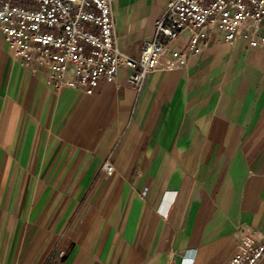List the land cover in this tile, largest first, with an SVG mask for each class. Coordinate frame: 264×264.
Returning a JSON list of instances; mask_svg holds the SVG:
<instances>
[{
    "label": "crops",
    "instance_id": "1",
    "mask_svg": "<svg viewBox=\"0 0 264 264\" xmlns=\"http://www.w3.org/2000/svg\"><path fill=\"white\" fill-rule=\"evenodd\" d=\"M168 1L112 0L121 52L141 57ZM169 53L140 90L123 66L86 94L0 25V264H230L241 226L264 239V46Z\"/></svg>",
    "mask_w": 264,
    "mask_h": 264
},
{
    "label": "built area",
    "instance_id": "2",
    "mask_svg": "<svg viewBox=\"0 0 264 264\" xmlns=\"http://www.w3.org/2000/svg\"><path fill=\"white\" fill-rule=\"evenodd\" d=\"M0 25L14 57L23 65L35 60L44 66L47 82L57 89L92 94L102 79L116 81L126 66L131 70L128 82L140 90L168 50L167 67H182L215 33L230 44L246 38L251 47H263L264 0H169L139 58L117 45L112 0H0ZM184 31L185 47H173ZM114 170L111 162L103 164L106 174ZM239 232L230 264H258L264 257V239L250 226H241Z\"/></svg>",
    "mask_w": 264,
    "mask_h": 264
}]
</instances>
